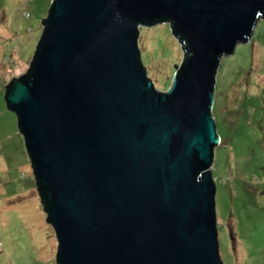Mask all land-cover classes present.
Masks as SVG:
<instances>
[{"label": "water", "instance_id": "water-1", "mask_svg": "<svg viewBox=\"0 0 264 264\" xmlns=\"http://www.w3.org/2000/svg\"><path fill=\"white\" fill-rule=\"evenodd\" d=\"M264 0H51L29 69L4 99L37 177L58 264H224L211 113L220 61ZM169 22L185 54L157 90L140 26Z\"/></svg>", "mask_w": 264, "mask_h": 264}, {"label": "rangeland", "instance_id": "rangeland-1", "mask_svg": "<svg viewBox=\"0 0 264 264\" xmlns=\"http://www.w3.org/2000/svg\"><path fill=\"white\" fill-rule=\"evenodd\" d=\"M50 6L51 0H0L1 70L11 57V67L29 65ZM137 44L147 76L157 90H166L186 55L183 43L169 22H158L139 27ZM3 87L0 78L2 104ZM2 104L0 264H58L57 239L35 175L15 164L24 155L21 137L12 134L14 124L8 119L16 114ZM211 113L220 138L211 175L221 259L224 264H264V18L256 21L247 42L222 57Z\"/></svg>", "mask_w": 264, "mask_h": 264}, {"label": "crops", "instance_id": "crops-1", "mask_svg": "<svg viewBox=\"0 0 264 264\" xmlns=\"http://www.w3.org/2000/svg\"><path fill=\"white\" fill-rule=\"evenodd\" d=\"M35 51V50H34ZM34 54V53H33ZM32 57H33V55H32ZM32 57H31V59H30V61L29 62H31V60H32ZM28 62V64L29 65H27L26 66V64H23V63H20V65L18 64V66L16 67V66H12L11 67V65L14 63L15 64V60L13 59V57H11V63H9L8 64V66H4L3 67V69L1 70L0 69V78H1V80H2V87L4 88V94H5V85L12 79V78H14V77H19V76H22L23 74H25L26 72H27V70L29 69V66H30V63ZM10 73H11V75H15V76H11L10 78H7L6 79V76H7V74L8 75H10ZM9 79V80H8ZM1 100L3 101V99L1 98ZM5 100V99H4ZM5 102H3V104H4ZM0 104H2V102H0ZM2 104V105H3ZM5 106V105H4ZM5 109H6V111H8L9 113H14V112H12V111H10L8 108H7V106L5 107ZM2 110H3V108H2V106L0 105V114H2L3 115V113H2ZM15 114V113H14ZM2 115H0V117L2 116ZM12 116L10 117L9 116V121L10 122H13V124H14V126H13V128H14V133H12V134H14L16 137H18V135H19V137H21V138H19V142L21 143V147H23L22 148V150H23V156H21L20 157V161H19V163H18V168H24L26 171H27V175H29L30 174V169H32L31 168V166H30V164H29V162H28V157H27V153H26V150H25V148H24V146H25V142H24V137H23V135L21 134V132L19 131V129H18V126H17V117H16V115L14 116L13 114H11ZM15 117H16V124H15ZM3 123V120H1L0 119V124H2Z\"/></svg>", "mask_w": 264, "mask_h": 264}, {"label": "trees", "instance_id": "trees-1", "mask_svg": "<svg viewBox=\"0 0 264 264\" xmlns=\"http://www.w3.org/2000/svg\"><path fill=\"white\" fill-rule=\"evenodd\" d=\"M28 15H29V14H28ZM24 148H25L26 153H27L28 162H29V164H30V166H31V168H32L31 158L29 157V154H28L27 149H26L25 146H24ZM18 163H19V160L15 162V164H16L17 166H19ZM31 170H32V174H34L33 168H32ZM34 175H35V174H34ZM25 176H26V175H25ZM35 180H36V185H37V177H36V176H35ZM37 189H38L39 195L41 196V199H42V195H41V192L39 191V187H38V186H37ZM43 206H44V209H45V203H43ZM45 212H46V211H45ZM46 214H47V213H46ZM217 229H218V228H217ZM230 235H231V238H232L233 240H235V238H234V232H231Z\"/></svg>", "mask_w": 264, "mask_h": 264}, {"label": "built area", "instance_id": "built-area-1", "mask_svg": "<svg viewBox=\"0 0 264 264\" xmlns=\"http://www.w3.org/2000/svg\"><path fill=\"white\" fill-rule=\"evenodd\" d=\"M26 16H28V14H26Z\"/></svg>", "mask_w": 264, "mask_h": 264}]
</instances>
